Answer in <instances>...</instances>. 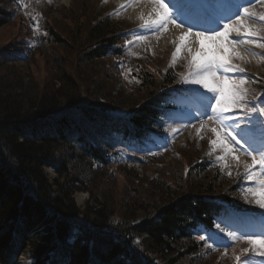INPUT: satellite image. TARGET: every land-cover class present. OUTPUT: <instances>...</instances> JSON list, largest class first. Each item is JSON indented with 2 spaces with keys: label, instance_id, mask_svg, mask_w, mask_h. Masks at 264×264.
Segmentation results:
<instances>
[{
  "label": "trees",
  "instance_id": "trees-1",
  "mask_svg": "<svg viewBox=\"0 0 264 264\" xmlns=\"http://www.w3.org/2000/svg\"><path fill=\"white\" fill-rule=\"evenodd\" d=\"M83 1L72 17L39 0H0V69L7 72L0 78V264H15L26 245L35 264H62L49 254L58 249L69 264H221L206 259L192 234L214 226L222 209L212 201L250 206L241 203L233 170L189 144L145 166L140 179L115 165L119 138L130 134L136 146L161 139L179 93L153 95L181 84L162 59L133 60L121 37L127 26ZM35 56L46 57L54 78L34 98L15 81L26 79L21 67ZM260 77L256 93L264 90ZM111 79L124 92L113 95ZM136 106L126 121L107 114ZM46 168L57 176L52 184ZM74 191L89 192L84 211L75 208ZM139 213L146 219L132 226Z\"/></svg>",
  "mask_w": 264,
  "mask_h": 264
},
{
  "label": "snow or ice",
  "instance_id": "snow-or-ice-1",
  "mask_svg": "<svg viewBox=\"0 0 264 264\" xmlns=\"http://www.w3.org/2000/svg\"><path fill=\"white\" fill-rule=\"evenodd\" d=\"M256 2L201 0L195 6L187 3L176 8L174 0H143L144 7H150V11L147 17L143 13L139 15L141 34L133 32V36L136 42H146L148 37L143 33L159 39L158 34L167 32L170 27L180 30L169 67L182 53H187V74L181 82L194 86L186 91L198 104L185 114L184 127H194L199 139H203L202 132L210 134L209 155L222 153L216 156L217 161L230 157L237 166L242 164L243 174L237 172V175L245 181L242 188L245 203L264 209V90L256 93L248 86L250 80L256 83L259 77L241 75L245 73L242 64L257 55L246 46L264 51V14L250 11V6ZM32 20H36V16ZM195 25L200 26L193 31ZM260 60L264 62V57ZM241 157L249 158L250 163L242 161ZM225 167L227 165H222L221 170ZM228 175H232L231 171ZM260 215L264 217V212ZM216 227V233L197 232V238L204 242L206 249L222 247L223 254L227 255L231 244L224 242L220 236L223 233L233 244L248 245L241 248L239 254L234 253L235 264H253L255 257H264V232L238 235L235 230H226L221 223Z\"/></svg>",
  "mask_w": 264,
  "mask_h": 264
},
{
  "label": "rangeland",
  "instance_id": "rangeland-1",
  "mask_svg": "<svg viewBox=\"0 0 264 264\" xmlns=\"http://www.w3.org/2000/svg\"><path fill=\"white\" fill-rule=\"evenodd\" d=\"M79 1L80 0H51V2L57 5L67 7L65 8L66 10L65 12L66 14H68V16L69 14H71L72 17H77V14H79L80 6L77 5ZM83 2H84L85 8L87 9V6L85 5V0ZM104 2L106 3V5H108L109 8L111 7L113 9L112 13L114 14V16H116V18L120 22H125L132 27V29L129 31L130 32L129 35L134 38L132 39L133 43L130 46V50L132 54L135 53V55H137L140 58H144L148 52L154 53L156 55H162L164 57L171 56L172 52L175 50L174 38L176 37L173 36L172 34L173 32L171 33L169 30L167 32L159 33L158 34L159 39H157L156 36H153L151 34L143 33L144 35H147L148 37L147 41L146 42H136L135 41L133 32H136L137 34H141L139 31V28L142 22L138 19V17L141 13L144 14V11L146 9V7H144L143 0L129 1L127 4H124V5L118 4L117 3L118 0H105ZM71 3H73V6H75V8H73V6L72 7L70 6ZM122 5L125 7H121ZM254 10H255L254 12L258 15L264 14V4L262 6H258L257 9L255 8ZM149 11H150V7L148 9V12ZM147 14L148 13L144 15L147 17ZM246 47H249L252 52H255V53L258 52L256 57H249V62L242 64V66L245 68L244 74L247 76L249 75L251 78H255V74L259 75V73H264V62H261L260 60L261 57L259 56L258 49L251 47V46H246ZM59 53L62 54L61 52ZM186 57H187V53L186 52L182 53V57L178 58L175 64L180 65L181 63L187 67ZM77 59L79 58L77 57ZM21 68H22V71H25L26 73H28V75H26L27 77L25 80L23 78H19L21 81L16 80L15 83L18 88H20L19 86L23 87V91L25 90L26 92H28L29 96L33 95L32 97L34 98L39 97L46 90V88L50 87L51 81L54 78V76L50 74L51 65L48 63L46 57L35 56L31 64L24 65ZM126 75L124 74L123 78L126 77ZM1 77H4V78L7 77V72H5V70L3 69H0V78ZM108 83L112 89L116 90V93L114 90L113 95L119 94L120 91L123 92L122 91L123 86L117 81H115V79L113 80L111 79V81ZM89 89L91 90L90 87ZM187 112L188 111H186L182 115L180 114L174 115L172 120L166 124L167 126H170L171 131L174 129L176 130L172 138L169 139V143L174 144L175 147L179 149H184L183 147L185 143L187 142V140L191 141L193 138L195 139V137H196V140L200 144H204L206 140V134H208V133L202 132L201 135L203 136V139H199L196 136V131L194 127H191V126L184 127V124L186 123L185 114ZM196 127H199V124H196ZM228 158L229 159L226 160L227 164L229 165L234 164L235 166H237L235 162L231 160L230 157ZM241 159L244 162L250 163L249 158L241 157ZM45 175L48 177L49 183L52 184L53 183L52 179L56 177L53 174V171L51 169L47 170V173L45 172ZM133 175L136 176L135 173H133ZM141 176L142 174L140 175V177H137V179H140ZM166 182H168V179H166ZM108 190L110 191V188ZM74 198H75L74 199L75 206L78 209H84L85 207H87L88 202H89L87 200L88 199L87 196H84V194L77 193L74 195ZM78 199H82L81 204L78 203ZM122 212L124 211L122 210ZM138 216L140 217L139 220L144 218L143 214L142 215L138 214ZM136 225H138V223L134 224V226ZM227 228L230 230L229 225H227ZM201 234H205V233L202 232ZM244 246H246L245 243L243 244V247ZM232 250H230V247H229L227 254H231ZM25 251L28 254L27 247L25 248ZM63 251L64 250L58 249V255L62 256L64 259H68L67 256L63 253ZM214 251H215L214 253L223 254L224 250L222 248V250H214ZM206 258L210 260L209 257H206ZM222 259L224 263H227V259L224 254L222 255ZM20 262L21 264H25L23 262L29 263L28 256L26 255V253L20 257L19 263ZM253 264H261V263L258 261H254Z\"/></svg>",
  "mask_w": 264,
  "mask_h": 264
},
{
  "label": "bare ground",
  "instance_id": "bare-ground-1",
  "mask_svg": "<svg viewBox=\"0 0 264 264\" xmlns=\"http://www.w3.org/2000/svg\"><path fill=\"white\" fill-rule=\"evenodd\" d=\"M129 0H118V4L120 3H125ZM178 3V6L180 5V2L179 0H175L174 3ZM72 7V6H71ZM148 9L149 7H146L145 11H144V14L148 13ZM171 31L173 32V36H175L176 38L180 35V30L176 29V28H172L170 27ZM176 38H174V40H176ZM78 203L81 204L82 203V199H78Z\"/></svg>",
  "mask_w": 264,
  "mask_h": 264
}]
</instances>
